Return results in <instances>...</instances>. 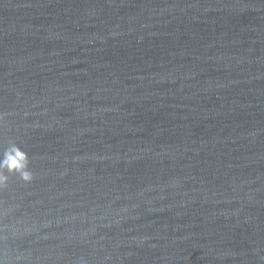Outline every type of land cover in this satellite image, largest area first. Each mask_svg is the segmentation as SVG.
Instances as JSON below:
<instances>
[{"label": "clouds", "instance_id": "9594fccd", "mask_svg": "<svg viewBox=\"0 0 264 264\" xmlns=\"http://www.w3.org/2000/svg\"><path fill=\"white\" fill-rule=\"evenodd\" d=\"M28 169V156L19 147L11 146L4 155V159L0 161V187L6 184L8 177L4 174V170L10 173H19L24 181H30L32 174Z\"/></svg>", "mask_w": 264, "mask_h": 264}]
</instances>
